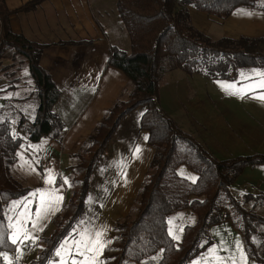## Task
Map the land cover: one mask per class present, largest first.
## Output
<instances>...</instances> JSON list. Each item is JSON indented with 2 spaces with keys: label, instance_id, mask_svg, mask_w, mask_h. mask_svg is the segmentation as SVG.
<instances>
[{
  "label": "trees",
  "instance_id": "obj_1",
  "mask_svg": "<svg viewBox=\"0 0 264 264\" xmlns=\"http://www.w3.org/2000/svg\"><path fill=\"white\" fill-rule=\"evenodd\" d=\"M39 1L33 0L16 10H30ZM239 6L264 8V3L259 0H116L118 16L129 34L130 51L112 44L108 63L124 71L130 85L116 98L81 148L72 154L70 197L39 236L37 256L23 264H48L57 258L56 249L68 234L75 233L86 209V196L101 155L123 117L139 106L148 108L143 128L149 132V143L155 153L131 211L113 226L115 237L99 258L101 264L140 262L159 251L157 264H191L213 242L210 227L226 219L242 233L248 256L264 261L261 253L264 216L246 205L250 200L264 201V193L246 194V200H241L233 192L238 175L246 166L264 164V154L219 159L192 134L181 129L160 103L163 73L171 68L225 78L237 67L264 65V36L213 38L196 28L190 16L193 7L227 18ZM16 10L0 0V63L5 58L15 63L17 56H21L18 62L26 63L33 79L32 95L38 100L33 118L20 117L18 127L32 141L49 135L61 140L65 126L54 111L61 90L40 65L47 45L13 31L10 16ZM168 56L173 59L163 66ZM4 68L0 67V72ZM24 139L13 132L8 116L0 119V264H8L3 256L6 252H15L18 245L10 240L11 207L14 201L22 200L34 190L14 171L17 149ZM184 164L197 174L195 180L179 173V167ZM185 209L196 214V221L186 224L181 240L176 241L168 232L167 219Z\"/></svg>",
  "mask_w": 264,
  "mask_h": 264
},
{
  "label": "crops",
  "instance_id": "obj_2",
  "mask_svg": "<svg viewBox=\"0 0 264 264\" xmlns=\"http://www.w3.org/2000/svg\"><path fill=\"white\" fill-rule=\"evenodd\" d=\"M31 1L5 0L12 10ZM190 16L196 28L213 38L264 36V8L239 6L230 16L221 18L191 7ZM10 24L15 33L47 45L40 65L61 90L54 111L65 126L61 140L49 135L32 141L16 133L19 119L15 124L11 120L13 132L25 138L17 149L15 173L34 188L32 192L58 189V194L63 196L60 210L39 221L36 228L31 222L24 224L33 240L18 242L15 252H6L10 261L19 258L28 263L37 256L39 236L70 197L72 154L81 148L116 98L130 85L124 71L108 63L111 45L130 51V38L118 16L116 0H40L30 10L13 12ZM257 73H264V65L237 67L229 77L220 79L202 72L188 74L174 67L162 78L160 103L181 129L192 134L219 159L264 154V101L257 98L264 94V89L254 87L251 92L239 91L264 80V76ZM6 80H10L7 74L0 72V119L6 117L7 106L14 107L10 110L17 113L19 107L32 98L18 94L23 84L16 83L17 77L11 79L13 83L8 84ZM33 104L27 107L31 113ZM147 112V106H139L119 123L95 168L86 196L87 206L75 233L72 231L61 243L79 239V233L84 230L93 236L98 231L103 232V241H111L106 247L113 242V226L131 211L154 157L149 132L143 128ZM49 171L55 177L51 186L45 183ZM233 192L241 200L246 194L264 193V164L246 166L236 178ZM25 198L32 200L29 207L35 218L37 199L29 193L22 200L14 201L11 226L20 227L17 221L21 219L24 206L14 207V204ZM170 229L174 235L179 230L180 236L182 226L169 224ZM13 231L12 227L10 240ZM209 232L213 242L196 255L191 264H217L215 257L209 255L210 248L217 249L215 255L222 258L223 264H264L248 256L243 235L231 220L212 225ZM261 253L264 257V250ZM60 259L57 257L48 264H60Z\"/></svg>",
  "mask_w": 264,
  "mask_h": 264
},
{
  "label": "snow or ice",
  "instance_id": "obj_3",
  "mask_svg": "<svg viewBox=\"0 0 264 264\" xmlns=\"http://www.w3.org/2000/svg\"><path fill=\"white\" fill-rule=\"evenodd\" d=\"M256 75L264 76V73H257ZM227 87L233 88L235 87V85H227ZM254 87L264 89V80H261L254 86L249 85L246 89H240L239 91L251 92ZM257 98L264 101V94L258 96ZM136 151L139 152V149H137ZM33 171H35V169H33ZM45 183L50 186L55 183V177L50 171L45 178ZM64 183H68L67 178H65ZM58 191V189H38L35 192L30 193L31 197L37 199V208L34 214V219L32 218L29 207L32 203V200L25 198V200L19 202V204H14V207H18L20 206V204H22L24 206V211L20 213L21 219L17 221V224H19L20 227H17L16 225L12 226L14 229L11 236L12 244L33 240V237L31 236L30 232L24 227V224L31 222L32 227L36 228L39 221L46 218L49 214H54L55 212L60 210L59 206L63 201V196L59 195ZM169 223L171 224L172 221H169ZM169 234L173 236V239H179V236L174 235L171 229L169 230ZM102 237L103 232L98 231L93 236L88 232V230H84L79 233V239H73L71 241L65 240L63 243H61L60 246L56 249L55 255L61 258L60 264H101L99 258L103 254L106 243L111 242H104ZM216 252V248L209 249V255L215 257L217 264H223L222 258L215 255ZM76 257H82V259H77ZM3 259L5 261H8V264H11V261L9 260L7 255H4Z\"/></svg>",
  "mask_w": 264,
  "mask_h": 264
},
{
  "label": "rangeland",
  "instance_id": "obj_4",
  "mask_svg": "<svg viewBox=\"0 0 264 264\" xmlns=\"http://www.w3.org/2000/svg\"><path fill=\"white\" fill-rule=\"evenodd\" d=\"M259 1H261V3H264V0H259ZM168 57L169 58H166L164 60L163 66L168 64L170 59H173L171 56H168ZM21 58H22L21 56H19V57L17 56V59L15 60V63L13 62L12 59L5 58V59H3L2 63H0V67H5L4 71L9 72V74H7V76L9 77L10 80H6V81H8L6 83H8V84L9 83H13V80H11V79L17 77V80H16L17 82L16 83H22L23 84V88H22L21 91H19L18 94L21 95V96H26V97L27 96H30V97L32 96V98H30L31 100H27V101L24 102V104L22 105V108L19 107V109L17 110V113L16 112L15 113L11 112V110L14 107H8L7 106V112H5L6 113L5 116H8L11 120H13L14 124H15V120L20 119V117H22V116H25L27 119L33 118V113H35V110H36V108L38 106L37 97L32 95V91H33V87H34L33 79L31 78V76L29 74V70H28V67H27L26 63H24L22 65L19 64L18 60L21 59ZM18 70H19V72H18ZM14 71H17V72L11 74V72H14ZM165 74H166V72L163 73V76ZM217 79H220V78H217ZM219 83H222V82H219ZM221 86L227 88L226 85L225 86L221 85ZM215 88H216V86H215ZM31 102L34 103L31 106L32 109L34 110L33 113L29 112V108H27L28 105ZM16 133L17 134L22 133V134L28 136L27 132H23L20 128H19V131L18 130L16 131ZM178 171H179V173L182 176L189 175V178L190 177L191 178H196L197 177V174L194 173L192 170H190L185 164L180 166ZM243 198L246 200L245 196ZM243 198H242V200H243ZM246 205L249 208L253 207L254 210H256V212H259V214L264 216V201H262V200H258V201L250 200L249 202L246 201ZM12 213H13V209L11 210V215H12ZM196 217H197L196 214L190 209L180 210V211H177V212L173 213L171 216H169L168 219H167V223H168V226H169V224H170L169 221H172V223L170 225L174 224L176 226L178 224V225L182 226V230H181V233H180V236H179V240H180L181 236H182V233H183L184 226L186 224L194 223L195 220H196ZM168 232H169V230H168ZM173 232H176V230H174ZM178 232H180V231L178 230ZM178 232H177L176 236H178V234H179ZM171 237L173 238L172 235H171ZM174 240H176V239H174ZM179 240H176V241H179ZM257 243L262 246V243H261L260 239H257ZM263 248L264 247H262L261 250H264ZM160 254H161V251H159L155 255H152V256H150L148 258H145L144 260H142L140 262H138V261H126L124 264H157L158 259L160 257ZM10 256H12V254Z\"/></svg>",
  "mask_w": 264,
  "mask_h": 264
},
{
  "label": "built area",
  "instance_id": "obj_5",
  "mask_svg": "<svg viewBox=\"0 0 264 264\" xmlns=\"http://www.w3.org/2000/svg\"><path fill=\"white\" fill-rule=\"evenodd\" d=\"M13 264H23V261L19 258H14L13 259Z\"/></svg>",
  "mask_w": 264,
  "mask_h": 264
}]
</instances>
